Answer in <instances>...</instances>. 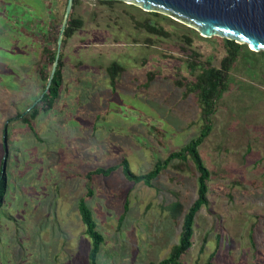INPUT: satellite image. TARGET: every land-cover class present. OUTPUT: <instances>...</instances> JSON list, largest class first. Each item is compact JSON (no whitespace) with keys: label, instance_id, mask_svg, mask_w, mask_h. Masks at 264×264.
Instances as JSON below:
<instances>
[{"label":"rangeland","instance_id":"1","mask_svg":"<svg viewBox=\"0 0 264 264\" xmlns=\"http://www.w3.org/2000/svg\"><path fill=\"white\" fill-rule=\"evenodd\" d=\"M49 7L0 0V264H88L80 198L102 236L96 264H156L177 244L196 197L191 161L170 160L149 186L127 181L120 168L86 174L122 159L144 174L195 138L203 122L188 84L202 68H218L227 46L161 14L79 0L81 27L61 50L58 98L30 119V130L6 120L28 113L44 89L36 69ZM145 20L160 30L143 28ZM254 53L240 51L224 72L226 90L197 146L209 173L207 204L180 264H264V52ZM111 62L122 67L112 86ZM174 202L181 213L173 218Z\"/></svg>","mask_w":264,"mask_h":264},{"label":"trees","instance_id":"2","mask_svg":"<svg viewBox=\"0 0 264 264\" xmlns=\"http://www.w3.org/2000/svg\"><path fill=\"white\" fill-rule=\"evenodd\" d=\"M102 4L111 5L114 3H120L118 1H98ZM50 7L48 9V23L49 27L43 31L45 34L44 45H42L40 50V58L37 64L36 73L40 78L46 83L48 74L54 60L56 53V40L59 35L60 24L62 20V15L66 0H49ZM79 3V0H72L71 11L67 17L65 28L61 34V42L58 50V58L55 67V71L47 91L42 95L40 100L32 106L31 109H28V113L22 115L17 114L15 117L7 119L6 122L13 121L15 119L20 120L29 126L30 119H34L38 116L40 111L47 112L52 108L55 100L58 98L59 86H60V69H61V50L64 48L66 41L72 37V35L78 31L81 27V20L78 17H75L73 12L76 5ZM152 15L159 16L156 13H151ZM150 21L145 20L142 22L143 28L147 29L150 32H157L160 28L157 29L155 25H151ZM227 46L226 52L227 55L224 57L219 64L218 68L214 67H204L197 73L193 82L188 84V90L192 91L196 95V100L199 105L200 110V119H202V128L199 134L191 139L187 144L178 149L177 151L170 152L162 163H155L154 167L147 173L135 175L130 172L127 162L122 159L116 165H112L102 168H96L93 171L86 174L87 178L91 175L106 177L115 169L120 168L123 177L132 183H142L145 186H149L150 182L157 176L159 171L166 165L170 160L184 161L188 158L193 164V168L197 173L196 177V197L187 208L186 212L182 216V222L180 227V233L178 236L177 244L171 247L167 257L156 264H180L178 259L184 254L190 247V239L192 236V224L196 212L200 207L206 206V193L209 173L205 166L203 165L200 156L197 151V146L201 143L203 138L207 135L209 131V121L208 117L213 112V107L215 101L220 97V95L226 90V75L225 71L228 69L229 65L234 62L238 53L244 51V53L256 55V53L249 51L246 45L235 44L232 41L222 39ZM263 53L262 51L258 52ZM47 69V71H45ZM110 86L113 85L115 78L121 73L122 67L115 63L111 62L106 68ZM3 140L6 136L5 131L2 132ZM5 141V140H4ZM2 149L5 151V142L1 143ZM5 153V152H4ZM5 157V155H4ZM2 163V161H1ZM5 165V162H3ZM5 178L6 174L0 171V206L2 204L3 198L5 196L6 187H5ZM89 195L90 192H87ZM77 212L81 224L84 227V235L90 241V249L87 255L88 264H96V256L99 251V246L102 242V236L95 228V222L92 219L91 212L89 208L85 205L84 200L80 198L77 202ZM125 211V205H124ZM168 211L171 217H176L181 213V205L179 202L171 203L168 206ZM122 217V216H121ZM119 218V221L121 220Z\"/></svg>","mask_w":264,"mask_h":264},{"label":"water","instance_id":"3","mask_svg":"<svg viewBox=\"0 0 264 264\" xmlns=\"http://www.w3.org/2000/svg\"><path fill=\"white\" fill-rule=\"evenodd\" d=\"M118 1L134 6L143 12L157 13L193 29L202 38L219 37L235 44H244L249 51L264 52V0H98ZM72 0H66L56 53L44 89L38 99L47 91L51 83L67 17ZM35 103H33L30 107ZM4 143V140H3ZM2 160L0 171L4 170Z\"/></svg>","mask_w":264,"mask_h":264}]
</instances>
